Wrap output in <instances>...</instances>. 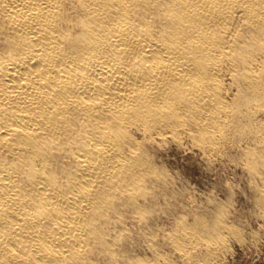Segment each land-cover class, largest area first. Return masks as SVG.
Returning a JSON list of instances; mask_svg holds the SVG:
<instances>
[{
	"label": "bare ground",
	"instance_id": "1",
	"mask_svg": "<svg viewBox=\"0 0 264 264\" xmlns=\"http://www.w3.org/2000/svg\"><path fill=\"white\" fill-rule=\"evenodd\" d=\"M169 141L238 146L264 193V0H0V264L214 248L220 215L168 214Z\"/></svg>",
	"mask_w": 264,
	"mask_h": 264
},
{
	"label": "rangeland",
	"instance_id": "2",
	"mask_svg": "<svg viewBox=\"0 0 264 264\" xmlns=\"http://www.w3.org/2000/svg\"><path fill=\"white\" fill-rule=\"evenodd\" d=\"M187 142L189 141L178 147L169 141L156 150L158 163L171 176L172 186L177 192L171 201L172 209L171 206L168 207V214L182 215L187 222H191L196 214L203 215L208 222L210 218L211 222L220 215L223 223H227L229 227L222 231L223 236L227 234L224 240L218 242L214 248L209 247L210 250L205 240H201L192 250L197 254L193 259L200 258L203 253L209 254L212 250L213 254L202 261L203 264L206 261V264H211V261L213 264H264V196H262L264 193L262 195L256 193L253 177L245 166L243 168L242 161H239L241 156L238 146L229 145L219 151L202 152ZM211 229L201 228L200 232L210 235ZM168 245L162 244L158 247L159 258L155 257L152 264H162L167 257L175 264H185L186 262L179 260L173 247ZM156 258L158 259L155 262ZM215 258L221 259L220 263H217L219 260ZM197 259L186 264L201 263L199 260L204 258Z\"/></svg>",
	"mask_w": 264,
	"mask_h": 264
}]
</instances>
